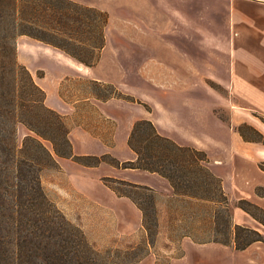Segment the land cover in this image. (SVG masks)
Segmentation results:
<instances>
[{
  "label": "crops",
  "instance_id": "obj_1",
  "mask_svg": "<svg viewBox=\"0 0 264 264\" xmlns=\"http://www.w3.org/2000/svg\"><path fill=\"white\" fill-rule=\"evenodd\" d=\"M71 1L108 16L105 46L94 67L27 36L17 38L16 48L17 60L45 92V105L63 117L73 153L134 162L137 155L128 145L131 130L137 121L149 120L160 135L206 153V166L221 180L231 203L233 225L259 232L263 241L237 250L233 237L228 245L193 240L188 231L214 233L215 207L175 194L166 178L145 170L105 162L85 166L55 157L58 168L46 175L55 179L52 185L61 194L48 187L47 194L69 221V214H89L93 207L119 236H145L142 212L104 179L147 186L156 192L154 247L173 245L175 231L185 230L179 234L181 253L170 256L169 264H264V225L237 205L246 200L264 210V171L259 167L264 146L244 141L236 131L246 123L264 134L245 112L264 118V0ZM207 79L227 96L211 91ZM76 82L85 85L80 88ZM94 82L112 85L149 109L114 97L102 100L88 86ZM212 96L217 103H210ZM220 107L230 111V119L220 120L221 129H211ZM101 218L95 217V225L103 226Z\"/></svg>",
  "mask_w": 264,
  "mask_h": 264
},
{
  "label": "trees",
  "instance_id": "obj_2",
  "mask_svg": "<svg viewBox=\"0 0 264 264\" xmlns=\"http://www.w3.org/2000/svg\"><path fill=\"white\" fill-rule=\"evenodd\" d=\"M107 20L105 12L71 0H0V264H108L82 229L69 221L44 192L41 173L58 168L56 156L85 166L105 162L117 168L157 173L170 182L175 194L209 203L215 207V232L224 238H203L188 231L197 242L228 245L233 237L235 249L243 250L263 241L259 232L233 225L228 198L221 180L206 166V153L160 135L149 120L137 121L131 130L128 145L137 155L134 162L73 153L63 117L45 105V92L17 60L16 40L19 36L30 37L94 67L105 46ZM92 84L93 92L102 100L114 97L141 103L112 85ZM214 86L227 96L226 90ZM261 120L264 122V118ZM19 125L31 132L20 146ZM236 131L244 141L264 146V135L252 126L243 123ZM259 167L264 171V163ZM104 181L116 195L131 199L139 208L146 245L153 246L158 232L156 192L115 179ZM237 205L264 225L263 209L246 200ZM141 260L129 264H139Z\"/></svg>",
  "mask_w": 264,
  "mask_h": 264
},
{
  "label": "rangeland",
  "instance_id": "obj_3",
  "mask_svg": "<svg viewBox=\"0 0 264 264\" xmlns=\"http://www.w3.org/2000/svg\"><path fill=\"white\" fill-rule=\"evenodd\" d=\"M77 83V82H76ZM206 85L208 86V88H210V90L215 91V93L219 94L220 96H223V94L218 90V88L214 85L220 86L219 84H216L214 81L212 80H205ZM79 85V87L81 88L82 86L85 85V83L79 82L77 83ZM88 86H92V89L94 88L93 84H90ZM221 87V86H220ZM106 92H108V90H105ZM205 93V92H203ZM224 97V96H223ZM136 99V98H135ZM140 102V100H138ZM134 103H138V102H134ZM210 103H217V99L212 96L210 99ZM144 105L147 109H149V107L144 104V103H139ZM231 105L237 106V103L234 101H230ZM217 113H214L215 116H213V121L211 123H209V126L211 127V129H221L218 128L221 125H223V123L221 121H223L218 115H220L221 117H223L224 119L228 120L230 119V111L227 108H217L215 110ZM246 115L251 118L254 119L256 122H258L264 129V122L261 120V117L256 118L253 113L254 112H248L245 111ZM221 120V121H220ZM225 122V121H223ZM225 129H228V125L225 123ZM31 134L30 131H28L27 129H24L22 127H18L17 129V144L20 146L22 143L23 138L28 135ZM262 134V133H261ZM264 135V134H263ZM43 143L47 146V147H51V144L47 141H43ZM57 157V156H56ZM63 158V157H61ZM69 159V158H66ZM57 168H47L44 169L41 173V183L44 189V192L46 193L47 197L52 201H53V197H50L47 194V187L52 191H56V193H58L59 195L61 194L60 191L57 189H55V187L52 185V181L55 180L53 179V177H51V175L49 177H47L46 173L48 170V173H54L56 172ZM56 174V173H55ZM56 180H60L59 176H57ZM50 182V183H48ZM49 184V185H47ZM57 200H61V198H58ZM228 207H229V211H230V207H231V203L228 202ZM91 212L89 214H82V213H73V214H69L70 221L76 225H78V222H81L82 224H84L86 226V229H82V231L84 232L87 240L89 241V243L100 253H103L104 256L107 258L108 264H129L132 260H141V259H146L144 261L143 264H169L170 260L169 257L170 256H177L180 255L181 253V248H180V244H179V240H180V235L185 232V230L183 231L182 229H177L174 233L175 235V243L173 245H169V244H165L164 247L159 248L158 246H148L146 245V237L142 236V232H138L135 233V235L133 236H126L124 234H122V236L118 234V231L116 230H112L109 226H108V222L109 221H104L103 215L101 214H97L95 215L93 213L94 208L91 207L89 209ZM95 217L101 218L100 221L103 223V226L99 225H95L94 219ZM108 218V217H107ZM75 220V221H73ZM89 227V229L87 230V228ZM208 227H210V225H208ZM209 231V230H208ZM193 234H195L198 237H203V238H212V237H217L218 239H223L224 236L222 234L216 233L215 229H214V233L210 234V233H204V234H198L196 231H190ZM157 258V260H156ZM156 261V262H155ZM138 262V261H137Z\"/></svg>",
  "mask_w": 264,
  "mask_h": 264
}]
</instances>
